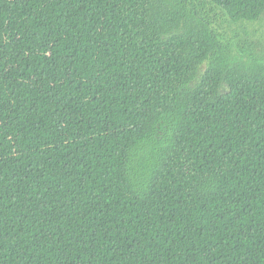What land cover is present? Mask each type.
<instances>
[{
    "label": "trees",
    "instance_id": "obj_1",
    "mask_svg": "<svg viewBox=\"0 0 264 264\" xmlns=\"http://www.w3.org/2000/svg\"><path fill=\"white\" fill-rule=\"evenodd\" d=\"M264 0H0V264H264Z\"/></svg>",
    "mask_w": 264,
    "mask_h": 264
},
{
    "label": "rangeland",
    "instance_id": "obj_2",
    "mask_svg": "<svg viewBox=\"0 0 264 264\" xmlns=\"http://www.w3.org/2000/svg\"><path fill=\"white\" fill-rule=\"evenodd\" d=\"M226 38L236 44L242 41L241 48L244 50V55L237 48H234L233 54H236L239 60H245L248 53L253 54L256 58L264 63V13L261 19L255 23H245L236 26L225 27Z\"/></svg>",
    "mask_w": 264,
    "mask_h": 264
}]
</instances>
